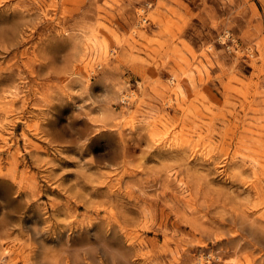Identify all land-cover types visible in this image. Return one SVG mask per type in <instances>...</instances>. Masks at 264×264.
Segmentation results:
<instances>
[{
  "label": "rangeland",
  "instance_id": "374dc122",
  "mask_svg": "<svg viewBox=\"0 0 264 264\" xmlns=\"http://www.w3.org/2000/svg\"><path fill=\"white\" fill-rule=\"evenodd\" d=\"M0 264H264V0H0Z\"/></svg>",
  "mask_w": 264,
  "mask_h": 264
}]
</instances>
